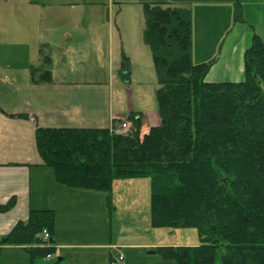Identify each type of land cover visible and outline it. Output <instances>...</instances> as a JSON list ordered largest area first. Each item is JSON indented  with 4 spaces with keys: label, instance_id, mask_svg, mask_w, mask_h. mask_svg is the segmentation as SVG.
<instances>
[{
    "label": "trees",
    "instance_id": "1",
    "mask_svg": "<svg viewBox=\"0 0 264 264\" xmlns=\"http://www.w3.org/2000/svg\"><path fill=\"white\" fill-rule=\"evenodd\" d=\"M236 3L235 21L241 19ZM144 14L158 122L141 135L142 113L131 110L118 120L129 122L126 132L114 126L37 127L41 164L61 184L105 192L109 210L114 180L148 178L151 226L194 227L199 238L195 245L155 247L164 260L213 264L220 249L222 264H264V42L253 34L241 80L208 81L214 59L192 60L190 6L145 2ZM118 74L129 79L126 56ZM13 201L0 204V211ZM53 227L51 209L30 210L1 245L24 246L32 260L47 257L55 250Z\"/></svg>",
    "mask_w": 264,
    "mask_h": 264
},
{
    "label": "crops",
    "instance_id": "2",
    "mask_svg": "<svg viewBox=\"0 0 264 264\" xmlns=\"http://www.w3.org/2000/svg\"><path fill=\"white\" fill-rule=\"evenodd\" d=\"M17 1H20L18 7ZM231 1L238 0H145L186 4L191 11L192 4L223 6L228 18L234 13L229 4ZM35 4L40 5L36 0H0V204L14 200L9 209L0 211V248L8 246L1 245L3 236L17 222L26 221L30 210L51 209L54 212L52 245L55 255L58 254L57 262L69 257L73 261L69 264H79L85 262L94 249L105 247L109 264L119 252L124 256L122 264H127L129 253H142V250L151 253L155 247L163 245L151 235L154 228L150 224L149 179L114 180L111 188L113 209L109 210L105 192L59 183L52 168L41 164L35 144L37 127H110L113 119L122 116L113 114L111 103H106L100 93L67 92L78 87L77 82L68 80L78 72L100 75L104 71L100 63L105 59L109 70L113 69L114 46L108 40L106 58V53L101 51L105 34L97 27L100 23L98 15L91 11L82 14L85 15L82 18L84 29L80 36L84 37L86 45H92L90 50L88 46L83 49L79 41L66 31L55 34L52 40L48 13L44 11L46 3L40 5L44 7L38 14L33 10ZM37 23L40 31L36 30ZM20 24L22 26H17ZM216 27L221 29L220 33L227 30L218 24ZM229 31L232 36L234 28ZM65 40L69 42L65 43ZM250 42L245 39L231 49L224 41L206 79L216 82L241 80L243 54ZM42 44L47 48L43 50ZM15 50L19 52L16 55ZM39 53H44L43 57ZM191 54L194 59L193 49ZM45 56L48 57L46 65L43 63ZM87 60H92L94 67L83 71ZM203 60L196 58L193 61ZM223 63H229V68L235 70L221 74L216 67ZM44 65L48 70L45 74L42 73ZM157 122L158 119L155 124ZM144 130L147 131L148 127ZM102 211L104 222L108 224V235L103 243L99 240ZM116 217L121 218V222L115 230L112 222ZM84 264L94 263L86 261Z\"/></svg>",
    "mask_w": 264,
    "mask_h": 264
},
{
    "label": "rangeland",
    "instance_id": "3",
    "mask_svg": "<svg viewBox=\"0 0 264 264\" xmlns=\"http://www.w3.org/2000/svg\"><path fill=\"white\" fill-rule=\"evenodd\" d=\"M36 1L40 5L46 3L44 11L48 13L52 40L61 31H66L74 36L77 42L79 41V45L83 49L88 46L87 49L90 50L92 45H86L84 43L86 40H84V37L80 38V36L83 34L82 30L84 29L82 18L85 15L82 14L91 11L95 15H98L100 23H98L97 27L105 34V41L101 43V51L106 53V58H108V40L114 46L113 69L110 68L109 70L107 60H102L100 63V67L104 70L102 74L96 75L95 73L86 74L82 71L78 72L77 76L74 78L71 76L72 78L68 79L69 82H77L78 87L74 89L70 88L67 92L100 93L102 98H106V103H111L113 114L122 115L113 119L111 126L115 128L126 122L125 130H127L129 122L118 120L124 119V115L128 114L131 110L142 113L141 135L145 131L144 127L149 128V125L155 124L158 119L155 96L158 83L151 50L142 37L145 26V0ZM243 1V3L239 0L236 1L237 3L235 1L229 3L233 12L235 3L240 6L241 19L237 21L234 20L233 16L231 18L227 17L228 13L224 11L223 6L213 7V5L205 3L192 4L193 60H196V58L205 59L203 61L214 59L215 62L220 45L224 41L228 42L232 49L234 45H240L241 41L245 39L250 41L254 33L260 36L264 42V0ZM83 2H86V4ZM19 3L20 1H17L16 6ZM40 5L35 4V8L33 9L37 14L44 7V5ZM217 24L219 27L227 28V30L220 33L221 29H217ZM17 26H22V24ZM230 28H234L232 36L229 31ZM36 30L40 31L39 23L36 25ZM41 33L42 35L44 34L42 31ZM54 41L57 42L59 39ZM68 42V40H65V43ZM40 47L43 50L47 48L43 44ZM18 53V50H15V55ZM43 54L39 53L41 57H43ZM125 56L130 66V74L127 81L123 80L118 74V69L121 67ZM55 57H57L56 53ZM93 64L95 63L92 60H87L84 62V67L81 70L86 71L94 67L92 66ZM229 67H231L229 63L227 65L223 63L220 66L217 65L216 69L219 68L221 74L232 73L235 69ZM102 214L104 215L103 211L100 214L101 219L99 224V240H103L101 243L106 240L105 238L108 235V224H106V221L104 222L105 216L103 217ZM120 222L121 218L118 217L112 222L116 227L115 230L120 226ZM151 235L157 242H163V245H195L199 243L197 230L194 227L174 229L154 228ZM148 252V250H142V253L139 251L129 253L127 264H175L173 260L162 259L158 252ZM55 253L53 252L51 258L36 256L32 260L26 249L16 245H8L7 247L0 248V264H69V262H73L69 257L62 262H57L58 254L55 255ZM106 255H108V249L100 247L90 252L85 262L80 261L81 263L79 264H84L86 261L94 264H109ZM47 256L49 257V255ZM119 263L122 264L123 262L120 261ZM213 264H222L220 249H216L215 251Z\"/></svg>",
    "mask_w": 264,
    "mask_h": 264
},
{
    "label": "built area",
    "instance_id": "4",
    "mask_svg": "<svg viewBox=\"0 0 264 264\" xmlns=\"http://www.w3.org/2000/svg\"><path fill=\"white\" fill-rule=\"evenodd\" d=\"M126 122H123L118 128H115V132H126L125 127H126ZM43 238L48 239L49 238V233L46 229L43 230ZM124 259V256L121 252L117 253L114 255L113 260L111 261V264H119L120 261Z\"/></svg>",
    "mask_w": 264,
    "mask_h": 264
},
{
    "label": "water",
    "instance_id": "5",
    "mask_svg": "<svg viewBox=\"0 0 264 264\" xmlns=\"http://www.w3.org/2000/svg\"><path fill=\"white\" fill-rule=\"evenodd\" d=\"M151 252H154V251H151Z\"/></svg>",
    "mask_w": 264,
    "mask_h": 264
}]
</instances>
